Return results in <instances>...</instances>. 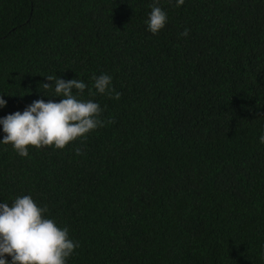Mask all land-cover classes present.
Wrapping results in <instances>:
<instances>
[{"label": "trees", "instance_id": "16d2710c", "mask_svg": "<svg viewBox=\"0 0 264 264\" xmlns=\"http://www.w3.org/2000/svg\"><path fill=\"white\" fill-rule=\"evenodd\" d=\"M154 3L0 0V119L59 102L53 75L105 122L28 157L0 143V204L47 206L79 243L66 264H264V0H159L155 35Z\"/></svg>", "mask_w": 264, "mask_h": 264}, {"label": "clouds", "instance_id": "9594fccd", "mask_svg": "<svg viewBox=\"0 0 264 264\" xmlns=\"http://www.w3.org/2000/svg\"><path fill=\"white\" fill-rule=\"evenodd\" d=\"M159 0L151 5L146 21L148 30L158 34L167 21L166 13L159 7ZM185 0H177V7ZM188 35V29L181 34ZM54 82L42 84L45 90L54 87L52 95L62 97L59 102L43 99L34 101L23 113L17 111L0 119L5 136L0 143L11 144L21 156L28 157L29 147H53L63 150L70 143L87 139V134L105 126L102 109L92 100H80L87 85L79 80L65 81L53 75L45 77ZM93 87L101 95L119 100L121 93L112 87V77L107 74L93 76ZM76 94H74V91ZM93 93L89 90V95ZM6 101L0 96V108ZM107 123H114L108 120ZM264 144V134L260 136ZM81 155V149H75ZM47 206L40 207L31 196L17 197L11 206L0 204V264H9L4 257H11V264H66L79 243L70 239L69 229L59 227L53 219L45 218Z\"/></svg>", "mask_w": 264, "mask_h": 264}]
</instances>
